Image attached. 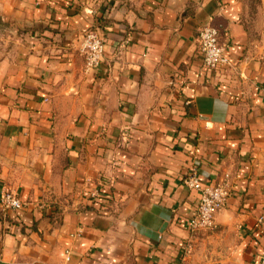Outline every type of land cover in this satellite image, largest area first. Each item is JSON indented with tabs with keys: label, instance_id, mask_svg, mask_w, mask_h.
I'll use <instances>...</instances> for the list:
<instances>
[{
	"label": "crops",
	"instance_id": "0c3cea01",
	"mask_svg": "<svg viewBox=\"0 0 264 264\" xmlns=\"http://www.w3.org/2000/svg\"><path fill=\"white\" fill-rule=\"evenodd\" d=\"M241 0H0V264L264 259V45ZM231 64L204 65L198 30ZM104 57L85 71V35ZM203 184L232 192L191 231Z\"/></svg>",
	"mask_w": 264,
	"mask_h": 264
},
{
	"label": "built area",
	"instance_id": "2783aa9c",
	"mask_svg": "<svg viewBox=\"0 0 264 264\" xmlns=\"http://www.w3.org/2000/svg\"><path fill=\"white\" fill-rule=\"evenodd\" d=\"M198 45L205 67L219 70L231 64L226 55V46L220 41V30L213 24H207L198 30ZM105 38L97 30L88 32L83 41L81 52L85 58V71L95 70L104 57ZM185 184L190 189L200 191V202L196 215L190 221L191 231H208L214 228L216 214L221 210L232 192V185L228 180L215 184H203L196 169L185 179ZM1 203L6 208L20 209L24 202L12 190H5L1 195ZM264 264V259L257 263Z\"/></svg>",
	"mask_w": 264,
	"mask_h": 264
},
{
	"label": "rangeland",
	"instance_id": "374dc122",
	"mask_svg": "<svg viewBox=\"0 0 264 264\" xmlns=\"http://www.w3.org/2000/svg\"><path fill=\"white\" fill-rule=\"evenodd\" d=\"M243 3V20L253 36L264 45V0H241ZM14 45V37L5 22L0 19V61Z\"/></svg>",
	"mask_w": 264,
	"mask_h": 264
}]
</instances>
